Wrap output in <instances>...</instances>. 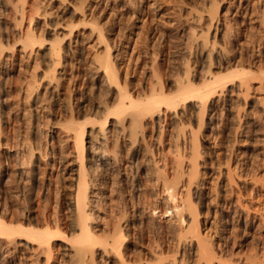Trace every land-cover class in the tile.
I'll return each instance as SVG.
<instances>
[{"label": "rangeland", "instance_id": "1", "mask_svg": "<svg viewBox=\"0 0 264 264\" xmlns=\"http://www.w3.org/2000/svg\"><path fill=\"white\" fill-rule=\"evenodd\" d=\"M10 1L16 2L17 0H0V27L1 29L7 28L9 30L8 31L6 29L8 31V40L11 46L14 45L13 49L9 46L5 47V51L3 52V55H1L0 61V214L3 213V211L6 212L7 210V219L8 217L10 218V215L17 216L18 214H21L19 217L27 215V217H29V219L33 221L32 223L34 224L35 220L37 221V219L42 217L43 210H55L57 205H59V207H57L58 210H55L56 212L58 211L60 214L66 213L65 207L60 204H62L64 201H67L68 198H71V196L74 194V177L76 175L78 165L77 161L75 160L74 152L72 151L73 149L70 147L71 133L66 130L67 128L65 129V124L68 122L67 119H69L72 115L71 119L83 121L90 115L92 116L90 118L96 119L95 121L98 122L101 120L100 118H103L102 115L106 112L105 107L108 106L111 108L113 107V104H116L117 102L115 100L117 98L115 93L116 90L113 88V85L108 84L105 78H103V73L98 67L99 62L97 56L103 53V44L99 42L100 40L97 37V30L95 28L92 29L94 24L97 27L101 26V28L104 29L103 32L106 34L105 36L107 40L111 42V44L113 43L112 41H115L117 38L116 33H118V29L120 27L122 28L121 33H123L121 34V45L117 47V50L114 49L116 46L112 48L111 57L115 61L117 67H119V71L125 73L126 70H129L132 65L137 63L135 62L137 52L135 53L136 50L133 49V46L136 38H140V40L144 39L143 36L141 37V35L145 36V24L143 23L145 20V22H147L148 19L143 17V13L145 6L149 4V2H147L149 0H139V4H135L131 0H27V3L30 5H33L35 2L34 5H37L38 10H40H37L36 13H33L34 16L31 20V26L35 33H42L43 36L48 40H52V38L57 35L58 37H62L64 39L63 41H66L69 38V30H72L70 31L71 37L69 38L73 41L71 43L72 48L69 51H65L62 56L60 55V63L58 62L55 64L54 74L59 79L60 85L58 87V94H54L57 93V90L54 89V82H51L49 79L50 77H48L52 73L51 68L54 65V60L52 57H50V55H48L46 51V47L48 45L44 43L45 48H36L34 51L32 50L30 52H23L20 50V46L17 43L19 38L16 39L17 35H19L17 33L18 26L15 25V22H12L14 21V12H12V9L9 7ZM210 1L211 0L157 1L159 6L158 11H160L157 16L161 14L158 18H161L160 23L164 21V23L161 25L165 27L166 30L164 32V39H162L163 54L159 60L162 70H165L167 73H169V76L173 77L175 75L174 77H176L177 74V76H179V74L180 76L182 75L183 69H181V66L178 65L181 59L183 61L188 59L190 65H195L196 69H200L201 66L199 61L196 62L198 59L196 53H194L193 50L192 52H188L187 50H185L186 52L181 51L183 54L179 52L181 46H183L184 37L181 38L180 35L171 29L169 26L170 19L180 14L182 17L191 16L189 14H185L187 8H189V10L192 11L191 14L193 16L196 12H199L195 14V18H197L198 14L201 15V18L198 22L196 21L197 19L192 18L191 21L189 20L190 23L188 22L186 25L184 24V26L180 25L179 29L182 27L187 30V26H191L198 30L201 25V27H205V25L208 23L207 21L209 20L206 16L208 15L209 18V11L213 5V3ZM236 1L237 0H235V2ZM216 2V6L218 5L216 12H223L224 8L227 6V1L216 0ZM187 4L191 5L188 6ZM134 6L138 9H135ZM232 6L234 7L232 8L235 10L237 3H234ZM141 8L143 9V12L141 11ZM171 10L174 12V14ZM211 12L213 11H210V13ZM172 14L173 16H171ZM229 16L230 15H228L227 18L225 17L227 21L224 20V22H226L227 28L223 34L222 32L219 33V37L222 36L221 39L224 42L227 40H234L235 44L237 45L238 42L242 41L244 37L240 30L242 26L238 23V21H236L239 20V15L234 14L233 16L231 15L232 17ZM155 17L154 21L152 20V24H154V22L157 20L159 21V19ZM142 18L145 20L143 21ZM229 31H231V34ZM237 31H239V33ZM263 31L261 32V39H263L262 41L264 42ZM165 34H168V36ZM149 36L151 40L149 39L148 43L151 44L155 40L153 37L156 38L157 34L150 33ZM175 37L177 38L175 39ZM221 39L218 41L222 42ZM263 47L264 45L261 47V50L264 56ZM95 54L97 56H95ZM180 56H183L184 59ZM204 65L206 66L207 64ZM211 70L217 71V69L214 68V65L211 66ZM5 71L6 75H4V77L6 79L1 78ZM226 71L227 70H221L222 73ZM197 81L201 82L200 80L196 79V82ZM147 88H149L148 85L145 87V90ZM147 90L149 92V89ZM67 98L68 100L70 98V102L72 101L71 104L73 106L78 103L79 110L81 112H79L80 114L78 113L79 115L77 113L74 114V112L70 115L68 109L65 108V102H67ZM188 103V108L186 109L184 116H174L172 115V110H164L163 113L159 114L160 118H157L155 121L149 120L146 125L147 128L145 127L146 129L142 139L143 142L137 147H134L130 144L127 136H125L126 134L123 137L119 129L116 127L115 120L112 119L113 117H109L110 115L107 116V119L104 123V128L108 129V134L112 137L108 136L106 141L101 139V134L96 133L99 128V124L97 122H94L95 124L93 123V125L91 124L92 127L89 125L90 123L88 124L89 127L86 126V132H88L87 130H90L91 128L92 131H94L93 134L95 136L93 135V145L95 146V149L98 151L102 150L107 154L109 153V156L112 153L111 159L107 164H102L100 159H98L96 156H93L90 159V170L92 171L89 172H93L94 174L90 173L93 175V179L90 175L91 177L89 176L90 181L88 187L91 190L89 188L88 190L90 191L89 194L91 192L94 193L92 196V193L89 195L91 200L94 198L91 204L93 207L92 210H94L92 214H95L93 216H96V218L99 219L101 223V227L97 231L102 237H105V235L111 234L112 229L115 228L116 224L119 222L122 227V232L125 231L124 235L126 237L133 239L135 236L137 243H134L135 240L133 239L134 241L132 242L134 245L128 250L130 254L128 257L132 256V259L131 257L129 259L127 258V260H130V264H136V260L138 259H140L138 264H147V262H151V264L157 263L159 256L156 258L157 255L154 256L155 254H152L155 251L157 252H155L156 254H161L159 258V264H173L171 261L172 255V260H176L174 264L195 263V252H193L194 250L192 245L190 244L189 240H187L189 237H184L188 242H184V238H181V240L184 242L182 247L179 248V250L175 249V246L173 245H176L175 243L178 242L175 241L178 238V234L176 235L174 232H172L170 226L167 225L168 223L166 224L167 216L158 217L154 216L153 214L155 219L152 217L154 219L152 222L150 221L152 219L149 218L151 213H153L152 208L154 209L155 206L159 207L161 212L163 211L162 209L165 208V200L160 194V190L165 187L163 184L167 185L169 182V184H171V181H173L172 184H174V181L177 182L179 180H185L184 178H186V172L183 174V177L181 175V170L179 171V164L184 165V163H178V152L179 154L188 152L187 146L189 145V142L187 140L190 139L188 134L190 130H193L196 133V138L198 137V147L200 150L199 155H197L199 157H196L198 162L197 168L199 174V185L197 186V189H192L194 201H202V204L200 202L197 203L199 219L198 224L199 226L201 225L200 228L204 227L205 229L203 228L202 230L203 233H206L207 235L209 233V236L214 237L212 238L215 241L212 243L215 245V242L218 240L220 234H222L221 237L225 235L228 237V246L226 245L224 247L228 253L227 251L223 253L221 256V261H224L225 259L226 262H229V260H233L235 257L237 258L239 256L242 258H248L251 253V255H253V257H251L252 260L253 258L255 259L254 254H256L257 258L255 261H259L264 255V251H262L264 250V185L262 188L260 187L257 190L255 189V192L252 191L254 193H252L251 197H249L250 195H247L248 197L246 196L248 198H246V200L249 201V199H251V201H249L250 203L248 202L247 204V210L249 214L248 218L251 217L248 219V221L250 220L251 222H246V224H244L245 221L243 218L242 219L244 222L242 219H237L236 214L234 215L235 217L232 216L234 214L233 212L236 211L235 209H237V211H241L240 207L239 210L238 206L236 205L234 206L235 209L232 210L234 208L233 206H230L231 208H223L218 205L220 199L217 197V193H219L221 189H217L215 184L212 185V183H215L216 181V175H218L217 171L220 169L222 172L224 171V164H218L219 161H222L221 158H224L220 153V150L223 149V146L226 144V135H231L233 133L232 129L235 126L234 121H236L234 112L236 108L241 107V105H239V99L232 95L231 100L227 101L226 103L218 101L217 103L207 104L206 109H204V117L200 125L198 124L199 120L196 116L197 110L193 107H190V103ZM181 107L182 106L179 105L178 109L181 110ZM211 107H214L216 110L215 116L213 118L208 117ZM75 115H77L78 118L77 116L75 117ZM84 115H86V117ZM240 134L241 132L239 130L237 136L239 139L243 140ZM239 139L234 142V147L238 152L242 151L244 147L242 146L243 143ZM217 147L219 149H217ZM136 150L137 155H133V152ZM185 155L190 156L188 153H185ZM112 156L116 162L113 160ZM87 158L89 159L88 156ZM186 159L187 158L184 157L182 159L183 161H181V159L180 161L185 162ZM115 165L117 167H115ZM113 168L117 169L115 170ZM22 169L29 172L27 173V171H25L24 175L22 176V178H24L20 180L18 174ZM262 171H264V165L263 167L261 165L258 173L261 174ZM29 175H32L31 178ZM179 175H181V178L177 179L180 177ZM200 178L202 181H200ZM235 180L237 181L235 182L238 183L236 185L238 187L244 186L245 190L250 189L252 186L251 182L244 181L241 177L237 178L236 176ZM243 182H245V184H243ZM40 183L43 186L44 183L46 184V187H48L47 193L42 191H40V193L38 192L41 186ZM27 185L30 187H27ZM199 186L200 188H198ZM214 187L217 190L214 189ZM155 188H157L158 191ZM244 189L242 190L245 191ZM198 190L199 192H197ZM156 192L159 193L157 194ZM200 192L202 194H200ZM222 192L223 191H221L219 194ZM155 193L157 195H155ZM198 194L201 196V198ZM217 199H219L218 202ZM132 201L135 205L137 204V207L131 203ZM2 207L6 208L1 210L3 209ZM255 207L259 208L260 211H256L257 209H254ZM252 208L255 211H253ZM262 208L263 211L261 212ZM218 211H222V215H220ZM258 212H261L263 215H258ZM167 213L170 212L167 211ZM216 213H218V215ZM253 213L254 216L257 214V217H261H258L257 220V217H254ZM148 214L150 215L148 216ZM141 216L142 219L140 218ZM221 216L222 218L224 217V219H221ZM253 217L256 219L254 220ZM227 218V222L229 223L224 222V220ZM260 218V222H256L259 221ZM164 219H166V222ZM137 220H139L141 224ZM104 222L106 226L103 228L102 224ZM257 223L258 225L261 223L259 227L261 226L260 228H263H258ZM222 225L225 226L227 230L222 231ZM204 230H207L208 233L207 231L204 232ZM225 231L226 233H224ZM172 233L174 234L171 235ZM221 239L225 240L223 237ZM232 245L233 249L230 247ZM172 246L174 248H171ZM189 247L192 250H190ZM18 249L15 254L16 262H19V264H34L32 262L33 251L30 248L19 246ZM60 249V254L54 264H73V262L70 263L71 260L67 255L62 254L63 249ZM135 253L136 256L134 255ZM246 254L247 257H245ZM98 256L101 257L100 255ZM98 256L97 264H106L107 262V264H111L113 262V259L111 258L110 261H108L109 259H106V257L103 256L99 259ZM145 259L147 262H145ZM129 263L126 262L125 264Z\"/></svg>", "mask_w": 264, "mask_h": 264}, {"label": "bare ground", "instance_id": "2", "mask_svg": "<svg viewBox=\"0 0 264 264\" xmlns=\"http://www.w3.org/2000/svg\"><path fill=\"white\" fill-rule=\"evenodd\" d=\"M131 1L135 4L136 3L139 4V0H131ZM157 1L158 0L147 1L149 2V4L145 6L143 17L148 19V21L145 22L146 20L142 18L143 21L145 20L143 23L145 24V30L143 28L145 32L144 33L145 36L141 35V37L143 36L144 38L141 40L140 38H138L139 40L136 38L134 41V46H133V49L136 50L135 53L137 52L136 54L137 57L135 58V62L137 63L134 62L135 65H132V67L130 68L127 65L129 70L125 69L126 70V71L124 70L125 73H122L119 71V67H117L115 61L111 57L112 48L116 46L114 49L117 50V47L121 45V38H122L121 34L123 33V32L121 33L122 28L119 26L120 28L118 29V33H116L117 38L115 41H112L113 43L111 44V42L107 40L105 36L106 34L103 32L104 29L101 28V26L97 27L94 24L92 29L95 28L97 30V37L100 40L99 42L103 44V48L101 47L103 50V53L99 56L95 54L99 62L98 67L101 69L103 73V76H104L103 78H105L108 84L113 85V88L116 90L114 91L117 96V98L115 99L117 102L115 101L116 104L114 103L115 105L113 104V107L111 108L108 106L105 107L106 112L102 115L103 118H100L101 120L99 119L100 121L98 122L95 121L96 119L90 118L92 117L90 115L83 121H79V120L71 119V116H72L71 113L74 112V114L76 113L78 114L80 112L78 103H76V105L73 106L71 104L72 101L70 102V98L69 100L67 98V102H65L66 103L65 108L68 109L71 116L69 119H67L68 122L67 123L65 122L66 124L65 123L64 124H65V129L67 128L66 130L69 131V133H71V137H70L71 140L69 139L71 141L70 147L73 149L72 151L74 152L75 160L77 161V165H78V168L76 167L77 172L74 177L75 178L74 194L73 196H71V198H68L67 201H64L62 204H60L65 207L66 213L60 214L58 211L56 212L55 210H58L57 207H59V205H57L55 210H48V209L43 210L42 217L41 218L39 217L40 219H37V221L35 220L34 224L32 223L33 221H31L29 217H27V215L20 216V217L19 215L21 214H18L17 216L10 215V218L8 217L7 219V210L6 212L3 211V213L0 214V264H19V262H16V258H15L16 257L15 254L19 246H25L26 248H30L33 251L32 262L34 264H54V262L57 260L60 254L59 253L60 248H61L60 250L63 249V252L61 251L62 254L67 255L69 259L71 260L70 263L73 262V264H97L98 255L101 256V257L98 256L99 259L102 258L103 256L106 257V259H109L108 261H110V258L113 259L112 263L114 264H125L126 262L129 263L130 260H127V258L129 259L131 257L132 259V256L128 257L130 255L128 250L130 249V247L134 245V243H137L135 240L136 237L135 236L133 237L135 241L133 239H129L128 237H126L124 235L125 231L122 232V227H121V224H119V222L117 224L115 223L116 227L112 229L111 234H107L105 235V237H102L97 231L101 227V223L99 219L96 218V216L95 217L93 216L95 214H92L94 210H92L93 207L91 204L94 198L91 200L89 195L92 192L89 194L90 191L88 190L89 188L88 185L90 181L89 176L91 174H94L93 172H89V171H92L90 170L91 168L90 159L93 156H96L98 159H100V162L102 164L109 163V160L111 159L112 153L109 156V153L107 154L106 152L102 150L98 151L95 149V146L93 145V141H94L93 132L94 131H92V128H91L93 123L97 122L100 126L98 125L99 128L96 131V133L101 134L100 135L101 139L106 141L109 134H108V129L104 128V123L108 115H110L109 117H113L112 119L115 120L116 127L119 129L123 137L126 134L125 136H127V139L130 141V144L133 145L134 147H137L143 142L142 141L143 135H144L145 129L147 128L146 125L149 122V120L155 121L157 118H160L159 114L163 113L164 110L165 111L172 110L173 111L172 115L174 116L176 115L184 116L186 109L188 108L187 103L189 102L190 103L189 106L197 110L196 116L199 120L198 124L200 125L204 117L203 115L204 109H206L207 104L217 103L218 101L222 103L223 102L226 103L227 101L231 100L232 95L237 97L239 99V105H241V107L236 108L234 112L236 121H234L235 126L232 129L233 133L231 135L230 134L228 135L226 133L227 134L226 135L227 138L225 140L226 144L224 146L222 145L223 149L220 150V153L223 155L224 158H221L222 161H219L218 164H222V163L224 164V171L222 172L221 169L217 171L218 175H216L217 176V178L215 179L216 181L214 180L215 183H212V185L215 184V187H217V189L220 188L221 191H223L221 194H219L221 191L217 193L218 194L217 197L220 199L219 202H218L219 199H217L219 206L226 208L230 206L234 207L237 205L238 208L239 207L241 208V211H237V209H235L234 207L232 210L235 209L236 213L233 212L234 214L232 216L235 217L234 215L236 214L237 219L241 220L243 218L245 221L244 224L250 221V220L248 221V219L251 217L248 218L249 214L247 210L248 209L247 204L249 201H251V199H249L248 201L246 200V198L249 195H250L249 197H251L252 193H254L260 187L262 188V186L264 185V171H262L261 174L258 173L261 165L262 167L264 165V56L261 50V47L264 45V42L262 41L263 39H261L262 38L261 32L264 30V0H237L236 2L235 0H226L227 6L224 8L223 12L221 13L216 12L217 10L216 8L218 7V5L216 6V3H217L216 0H211L210 2H212L213 5L211 3L212 7L210 11H213V12L210 13L209 11V18H208V15L206 16L207 19H209L207 21L208 23L205 25V27L204 26L201 27L202 26L201 25L200 28H198V30H196L195 27H191V26H187V30L182 27L179 29V27L180 25H183V26L184 24L186 25L189 22V20L190 21L192 20V18L197 19L196 21L198 22L201 18V15L198 14L197 18H195L194 16H196L195 14L199 12H196L195 14L193 13L194 14L193 16L191 14L192 11L189 10V8H187V11L185 14L187 15L189 14L191 16L182 17L181 14L179 13L180 15L172 17L170 19L169 26L178 35H180L181 38L184 37L183 46H181V48L179 47L180 48L179 52L181 51L184 52L185 50H187L188 52L189 51L192 52L193 50V52L196 53V56L198 59L196 60V62L199 61L201 65L200 69L199 68L196 69L195 65H194L195 68L192 64L191 65L193 67L190 65L188 59H185L184 61L181 59L178 65L181 66L180 67L181 69H183V73L181 76L180 74L179 76H177L178 75L177 74L176 77H174L175 75L173 77L169 76V73H167L165 70L164 72L160 65L161 63L159 59H161V56L163 54L162 53L163 51L162 50V39H164L163 38L164 32L166 30H165V27L161 25L162 23H164V21L160 23L161 18H158L160 17L161 14L157 16V14H159L160 12L158 11L159 6H158ZM234 3L235 4L237 3V7L235 8V10L233 9L234 7L232 6ZM27 4H28L27 0H17L16 2L10 1L9 7L10 9H12V12H14V15H13L14 21L12 22H15V25L18 26L17 33L19 35H17L16 39L19 38L18 39L19 41L17 43L20 46V50L23 52H30L32 50L34 51V49L36 48L38 49L40 47H44V43L48 45L46 47V51L48 55H50V57H52V59L54 60L53 62L54 65L51 68L52 73L49 72L51 74L48 77H50L49 79L51 80V82L52 81L54 82V89L57 90V93H54V94H58L59 92L58 87L60 85H59V79L54 74L55 64L59 62L60 55L62 56V54L65 51L67 50L69 51L72 48L71 43L73 41L69 39L71 37L70 31L72 30H69V38L66 41H63L64 39L62 37H58L57 35L53 37L54 39L52 38V40H48L46 37L43 36L42 33H39V34L35 33L31 26V20L34 16L33 13L37 12L38 6L34 5L35 2L33 5H30V4L27 5ZM135 9H138V8L135 7ZM141 11L143 12V9ZM173 14L171 16H173ZM234 14L239 15V20H236V21H238V23L241 24L242 28L240 30L243 33L241 34L244 35L243 40L239 41L237 45L235 44L234 40H227L224 42L221 39L222 36L219 37V33L222 32L223 34L225 29L227 28L226 22H224V20L227 21L226 20L227 16L228 15L233 16ZM155 16L159 19V21L157 20L158 22L156 21L154 22V24H152L153 23L152 20L154 21ZM6 29H1L0 27V61H1V55H3V52L5 51L4 50L5 47L9 46L10 48L12 47L13 49V46H14V45L11 46L8 40L9 30L7 29L8 30L7 31ZM239 31L237 32L239 33ZM229 32L231 34V31ZM150 33L157 34L156 38L153 37L155 40L151 44L148 43V40L150 39L149 38ZM168 34H165V35L168 36ZM176 38L177 37H175V39ZM219 38L221 39L222 42L218 41L220 40ZM179 43H180V40H179ZM181 54L183 53L181 52ZM180 57L183 58V56H180ZM204 64H207V65L205 66ZM213 65H214V68L217 69V71L211 70V66ZM221 70H227V71L222 73ZM4 75H6V71L4 72L3 76H1V78H5ZM196 79L200 80L201 82L197 81L198 82L197 83ZM147 85L149 87L147 88L149 89V92L147 89L145 90V87ZM179 105L182 106L181 110L178 109ZM215 112H216L215 108L211 107L208 117L213 118L215 116ZM76 116L77 115H75V117ZM84 116L86 117V115ZM88 124L91 126L90 127L91 129L90 130L88 129L87 130L88 132H86V126H88ZM239 130L241 132L240 135L242 136L243 140L239 139L237 136V133ZM188 136L190 138L187 140L189 142V145L187 146L188 152H185V153L186 154L188 153L190 156L185 155L184 152L182 154H179L178 152V156H179L178 163H184V165L179 164L180 165L179 171L181 170L182 176L186 172L185 174L186 178H184L185 179L184 181L183 180H179L177 182L174 181V184H172L173 181H171L172 182L171 184H169L170 183L169 182L168 183L169 185L163 184L165 187H163V189L160 190V194L163 196V199L165 200V201L163 200L165 202V205H164L165 208L162 209L163 210L162 212L157 206H155L154 209L152 208L153 213H151V215L148 214V216L150 215L149 218H151L152 220L150 219L149 220L152 222L155 219L154 216H158V217L167 216V222H166V219H164L166 224L168 223L167 225L170 226V228L172 229V232H174L176 235L178 234V238L177 240H175L176 242L177 241L178 242L175 243L176 245H173V246H175V249L179 250V248L182 247L183 243L189 240L194 250L193 252H195L194 253L195 263L194 264H220V262L221 264H264V255H263V258H261L260 260L258 259L259 261H255V259L257 258L256 254H254L255 259L253 258L252 260L251 258L253 257V255H251L252 253L250 254L251 256L248 254L249 259L242 258L239 255H237L240 258L239 257L237 258L235 257V259L232 258L234 261L229 260V262L228 261L226 262L225 259H224L225 262L223 260L221 261V258H222L221 256L223 255V253H225V251H227L226 249H224V247L228 244L227 243L228 237L226 235L222 236L223 238H225V240L224 239L222 240L221 239L222 234L220 235L218 234L219 237H218V240H216L215 242L216 245H215L214 243H212L215 241L213 239L214 237L209 236L210 234L207 231L208 229L206 228L207 229L206 231L208 233L207 235L206 233H203L202 231L204 227H201L202 229L200 228L201 225L199 226L198 224L199 219H198V212H197V203L200 201L199 200L194 201L193 193H192L193 192L192 189L193 188H194L193 190L197 189V186L199 185V174H198V168H197L198 162L196 160V157L197 158L199 157L197 155H199L200 150L198 147L199 145L198 140H197L198 137L196 138L195 131L190 130ZM109 137H112V136H109ZM238 139L241 140V142L243 143L242 146H244L243 150L240 152H238L236 148L234 147L235 146L234 142L237 141ZM217 149L219 148L217 147ZM133 153H134L133 155H137V150ZM87 156L89 157V159L87 158ZM184 157H186L187 159L185 160V162H181L183 161L182 159ZM113 160H114V157H113ZM115 167L117 166L115 165ZM25 171L27 170L22 169L21 172L18 174L20 180L24 178V177L22 178V176L24 175ZM28 172L29 171H27V173ZM32 175H29V177L31 178ZM181 175H179L180 177L177 179H180ZM91 176L93 179V175ZM236 176L237 178L241 177L244 181L251 182L252 183L251 188L248 190H245L244 186L238 187L236 185L238 183H236L237 181L235 180ZM200 181H202V179ZM243 184H245V182H243ZM40 185H41L39 188L40 190L38 189L39 191L38 190L36 191H38L39 193L40 191L47 193L48 187H46V184L44 183V186H43L40 183ZM28 186L29 185H27V187ZM215 187L214 189H216ZM157 188L155 189L157 190ZM198 188H200V186ZM242 189H244L245 191H243ZM197 192H199V190ZM71 193H72V190H71ZM156 193L158 194L159 192H156ZM156 193L155 195H157ZM194 194H195V191H194ZM200 194L202 193L200 192ZM92 195H94V193H92L91 196ZM199 197L201 198L200 195ZM133 201L131 203H133ZM5 208L1 210H4ZM263 208L261 212L263 211ZM254 209H257L256 211L258 210L260 211V209L257 207H255ZM254 209L253 211H255ZM167 211L170 213H167ZM218 212L220 215H222L221 213L222 211H218ZM261 212H258V215L262 216L263 214ZM216 214L218 215V213ZM253 216H254V213H253ZM261 216H258V217H261ZM258 217H257V220H258ZM140 218L142 219V216ZM221 219H224V217L222 218L221 216ZM255 219L256 218H254V220ZM227 220L228 218L225 219L224 222L229 223L227 222ZM260 220L261 218L259 219V221H256V222H260ZM103 224H102V227L104 228V226H106L105 222ZM259 225H258V228L261 227V226L259 227ZM203 226H204V222H203ZM221 230L223 231L227 229L225 226H223ZM206 231L204 230V232ZM174 233H172L171 235H173ZM224 233H226V231ZM184 237H189V239L187 238V240H185ZM181 238H184L183 239L184 242L181 240ZM234 240H231V241H234ZM132 241H134V243ZM233 245L230 246L232 247L231 249H233ZM173 246L171 248H174ZM185 247H186V243H185ZM135 248H136V245H135ZM190 250L192 249L190 248ZM155 252L152 254H155L154 256L157 255L156 258H158V256L160 258L161 254L158 252L160 254L159 255V254H156L157 252L156 253ZM134 255L136 256V253ZM245 257H247V254ZM159 258H158V262L155 264H159L160 262ZM172 258H173V255H172ZM172 258H171V261L174 264L176 260L173 261ZM139 260L140 259L136 260V264L139 263ZM145 262H147L146 259H145ZM149 263L151 264V262H147V264Z\"/></svg>", "mask_w": 264, "mask_h": 264}]
</instances>
